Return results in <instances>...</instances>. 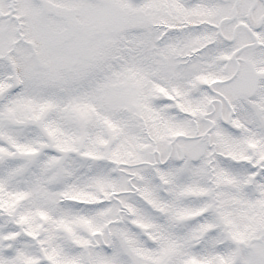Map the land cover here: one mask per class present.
<instances>
[{
  "label": "snow or ice",
  "instance_id": "1",
  "mask_svg": "<svg viewBox=\"0 0 264 264\" xmlns=\"http://www.w3.org/2000/svg\"><path fill=\"white\" fill-rule=\"evenodd\" d=\"M0 264H264V0H0Z\"/></svg>",
  "mask_w": 264,
  "mask_h": 264
}]
</instances>
